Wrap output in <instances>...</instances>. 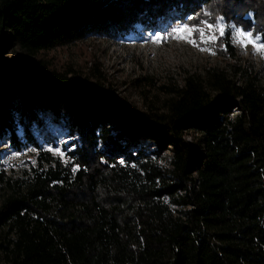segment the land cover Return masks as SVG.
<instances>
[{
    "label": "trees",
    "instance_id": "16d2710c",
    "mask_svg": "<svg viewBox=\"0 0 264 264\" xmlns=\"http://www.w3.org/2000/svg\"><path fill=\"white\" fill-rule=\"evenodd\" d=\"M204 10L264 35V0H0V140L38 152L0 202L1 264H264L255 72L212 66L139 107L96 64L50 57ZM224 42L237 58L229 29ZM50 123L71 138L65 162L40 140L54 137Z\"/></svg>",
    "mask_w": 264,
    "mask_h": 264
},
{
    "label": "rangeland",
    "instance_id": "374dc122",
    "mask_svg": "<svg viewBox=\"0 0 264 264\" xmlns=\"http://www.w3.org/2000/svg\"><path fill=\"white\" fill-rule=\"evenodd\" d=\"M203 14V15H202ZM197 19L169 18L155 29L141 30L134 36L125 39H105L90 37L75 45L60 47L50 52V57L58 67H76L86 70L96 64L106 77L118 88L120 97L142 107L144 97L159 96L164 98L161 89L163 85L181 83L185 77L192 73H205L212 66L230 67L241 65L242 68L255 72L264 84V58L254 55L251 47L243 51L237 48V58L226 55L225 35L212 47L215 55L201 51L196 47L171 37L154 42L156 36L167 37L173 29L188 25L190 27L202 26V22L215 23L217 18L205 10ZM225 25L226 22L223 21ZM254 34H260L253 23L234 24ZM227 31V29H226ZM229 31H231L229 29ZM203 46V45H202ZM54 137H45L39 134L44 142V149L55 158L67 161V152L73 146L69 143L66 131L63 128L49 125ZM51 149V151L49 150ZM63 153V156L59 155ZM18 154V155H17ZM38 152L34 147L17 151L11 148L8 140H0V173L6 182L0 181V202L5 193L11 191L16 180L29 179L33 169L37 166ZM10 179V183L7 180ZM12 185V186H11ZM1 264V262H0Z\"/></svg>",
    "mask_w": 264,
    "mask_h": 264
},
{
    "label": "snow or ice",
    "instance_id": "6c2138e0",
    "mask_svg": "<svg viewBox=\"0 0 264 264\" xmlns=\"http://www.w3.org/2000/svg\"><path fill=\"white\" fill-rule=\"evenodd\" d=\"M226 29L231 30L230 42L232 44L239 46L245 52L251 47L254 55L264 58V35L254 34L252 31L236 25H225L222 17L217 18L215 23L204 21L202 26L199 27H190L188 25L177 27L167 37L156 36L154 42L159 43L161 39L171 37L178 41H184L201 51H207L215 55V50L212 46L225 35ZM49 150L51 151V149ZM58 154L63 156V153L58 152Z\"/></svg>",
    "mask_w": 264,
    "mask_h": 264
}]
</instances>
